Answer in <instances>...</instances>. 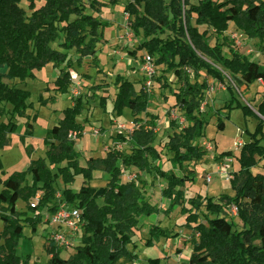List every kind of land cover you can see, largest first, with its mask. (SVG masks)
I'll list each match as a JSON object with an SVG mask.
<instances>
[{
    "label": "trees",
    "instance_id": "obj_1",
    "mask_svg": "<svg viewBox=\"0 0 264 264\" xmlns=\"http://www.w3.org/2000/svg\"><path fill=\"white\" fill-rule=\"evenodd\" d=\"M24 1L0 0V151L8 146L9 136L18 131V119L26 120L22 142L35 132L37 114H28L33 109L29 102L32 93L17 82L33 80L36 72L53 65L59 70L55 91L65 95L73 85L74 69L81 68L86 58L101 72L99 45L108 26L100 18L106 6L103 0H26L27 8L22 7ZM124 13L133 33L142 38L130 55L135 58L145 52L155 66L178 75L181 86L174 93L176 106L188 124L181 127L170 122L174 133L164 147L172 166L182 175L161 167L163 151L156 147L159 116L149 112L151 91L143 86L136 92L134 82L119 74L114 82L112 111L121 118L129 110L135 128L128 136L118 135L116 139L127 143L130 150L113 148L103 158L89 159L83 167L76 145L84 137L89 120L78 121L86 111V102L83 96L74 98L72 106L63 111V119L46 134L45 157L32 160L25 172L6 179L0 176V213L6 220L0 231V264H30L18 255L25 237L22 228L35 231L46 225L49 215L63 204L83 210L82 243L73 248L75 253L69 259H64L62 250L50 243L47 234L49 264L134 262L138 255L131 236L142 217L158 215L160 210L147 201L144 186H139L144 182L123 181L124 171L131 168L166 183L163 196L171 199L169 211L183 207L193 247L186 264H264V174L253 172L259 166L256 158L264 159L263 121L241 146L240 170L231 180L235 195L221 194L218 199L199 195L187 201L190 210L184 207L187 185L197 178L196 169L190 165L202 162L207 155L202 144L207 121L201 110L210 89L209 79L227 85L232 92L264 82V66L243 54L226 35L234 23L249 39L259 41L264 57V0H127ZM203 26L207 30L202 33ZM106 87L98 85L94 91ZM47 101L39 103L45 105ZM107 101V97H99L104 110ZM243 108L246 113L250 111L248 106ZM258 113L264 119V99ZM217 114L218 130L224 131V120ZM224 156L232 154L224 152L217 160ZM100 168L109 180L106 186L95 188L91 182ZM2 169L0 161V173L4 175ZM79 176L84 184L74 192L69 186ZM60 180L65 186L61 193ZM15 195L25 203V212H12ZM232 207L244 226L240 232L225 233L216 220L201 219L203 208L219 216ZM149 235L148 245L154 238L173 237L160 226H151ZM149 264L160 263L151 259Z\"/></svg>",
    "mask_w": 264,
    "mask_h": 264
},
{
    "label": "rangeland",
    "instance_id": "obj_2",
    "mask_svg": "<svg viewBox=\"0 0 264 264\" xmlns=\"http://www.w3.org/2000/svg\"><path fill=\"white\" fill-rule=\"evenodd\" d=\"M111 1L114 0H103L106 6L103 7L100 16L102 21L108 24L104 29V37L99 45L101 72L92 67L89 63L90 60L86 58L81 68L74 69L73 85L69 94L65 95L55 91L54 82L59 75V70L55 69L53 65H48L43 70L36 72V78L33 80H28L23 84L17 82L19 86L32 93L29 102L33 104V109L28 114L31 116L37 114L34 122L35 132L32 137L22 142L20 137L25 131L26 120L18 119V131L9 136L8 146L0 151L2 172H4V175L0 173V176L3 179L17 172H25L32 160L45 157L47 148L44 145V139L47 132L63 119V111L72 106L73 99L79 96H83L85 99L86 111L78 121L89 120V123L85 125L84 137L76 145V149L82 154L81 165L86 167L89 159L105 157L113 148L130 150L127 143H122L116 139L118 135L128 136L133 132L135 125L129 110H126L125 115L121 118H117L112 111V103L116 93L114 82L116 76L120 74L134 82L136 92L141 87L146 86L147 76L143 70L146 53L139 52L135 58L130 55V52L137 50L142 38L136 36L128 25V16L124 13L127 0H116V4L111 3ZM197 2L198 0H193V3ZM27 5L25 0L22 7L27 8ZM206 30V26L200 28L202 33ZM226 35L243 54L264 66V57L259 50L258 40L249 39L237 29L234 23L230 24ZM71 58L76 60V55L72 54ZM155 67L156 75L153 77L152 87L149 89L152 93L149 112L159 116L156 147L163 151L161 167L165 171H173L180 176L182 175L181 171L172 166L169 161L170 156L164 146L174 133V130L170 128V122L175 121L181 127L188 124L183 113L176 106L174 96L181 85L177 73H166L163 71V67ZM159 78L164 79L159 81ZM166 83L167 85H165ZM209 84L210 89L205 93V102L201 110L202 117L207 121L204 130L205 138L202 141L207 155L202 162L190 165L191 168L196 169L197 178L195 183L188 184L185 190L186 203L184 207L187 210L191 209V205L187 201L199 195L215 199H218L221 194L235 195L231 180L223 174L225 173L224 170L230 173L231 177L240 170L239 155L241 148L235 143L237 141L242 142L243 145L247 143L256 132L258 124L261 121L264 122L258 113V106L264 99V82L258 81L248 89L244 87L238 91L234 89L233 92L227 89V85L211 79H209ZM98 85L107 87L100 91H94ZM41 97L42 99H40ZM99 97H107L105 110L99 105ZM53 98L56 101L51 100ZM39 100L50 101H47L45 105H40ZM239 102L242 107L236 108ZM244 106H248L250 110L248 113L245 112ZM217 113H220L224 120V131L218 130L219 114ZM261 133L264 135V125ZM224 152L231 153L232 156H224L223 159L217 160L218 156ZM229 159L232 161L229 162ZM256 159L259 161V166L253 170L254 174H264V159L259 160L258 157ZM209 177L211 182L208 181ZM122 179L124 182H144V185L139 183V186H144L143 190L147 201L160 210L158 215L140 219L138 229L131 236L136 246L137 259L132 263L123 264H149L151 259H158L160 264H186L193 252L190 242L192 231L185 226L187 215L182 212L183 207L169 211L171 199L163 196V191L167 189L166 183L162 180H154L152 176L140 173L136 168L125 170ZM108 180L109 175L100 168L94 172V180L91 182V186L95 188L104 187ZM83 184L84 179L79 176L69 188L78 192ZM59 189V193L65 189L61 180L59 181ZM14 211H26L25 203L17 195L14 196L12 212ZM47 216L45 214V219ZM205 218L216 220L217 226L225 233L244 230L238 212L233 207L226 209L219 216L203 208L201 219L204 220ZM5 223L6 220L0 213V231L3 230ZM151 226H160L168 230L173 237L170 239L165 237L154 238L152 244L148 245ZM22 230L25 237L20 242L18 255L22 259H27L30 264H49L50 256L46 252V247L49 245L46 240L49 231L47 224H42L35 231L25 226ZM74 253V249L62 251L61 257L69 259L68 257Z\"/></svg>",
    "mask_w": 264,
    "mask_h": 264
},
{
    "label": "built area",
    "instance_id": "obj_3",
    "mask_svg": "<svg viewBox=\"0 0 264 264\" xmlns=\"http://www.w3.org/2000/svg\"><path fill=\"white\" fill-rule=\"evenodd\" d=\"M143 70L147 76L146 87L150 89L152 87V79L156 75V67L152 58L145 56ZM235 145L241 148L243 143L237 141ZM231 161L232 159H229V162ZM224 171L225 173L223 174L226 178L232 180L233 177L229 175L230 173L226 172V170ZM208 181L211 182L210 177ZM57 198H61V195L58 194ZM46 223L47 229L49 228L50 243H53L60 250L69 251L82 243L85 222L83 210L80 208L63 204L54 214L49 215Z\"/></svg>",
    "mask_w": 264,
    "mask_h": 264
}]
</instances>
